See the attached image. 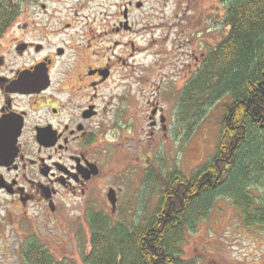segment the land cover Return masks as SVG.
I'll return each instance as SVG.
<instances>
[{"label": "rangeland", "instance_id": "1", "mask_svg": "<svg viewBox=\"0 0 264 264\" xmlns=\"http://www.w3.org/2000/svg\"><path fill=\"white\" fill-rule=\"evenodd\" d=\"M139 4H142L141 8H137ZM5 5L11 7L18 23L43 21L36 22L34 28L44 34L65 26V23L72 24L73 28L67 27L58 38L48 37V41L56 46L65 45L70 37L69 41L88 33L84 30L99 35L91 52L96 53L98 59L106 57L114 61L115 76L111 86L120 97H116L115 107L121 110L123 105L129 109V112L125 109L127 114L123 119H115L120 136L107 139L102 147L109 145L139 163V156L144 157L141 163L146 157L151 168L158 170V173L149 171L147 175V197L141 195V199L127 202L130 214L126 212L125 218L112 217V222L123 223L126 227L142 225L156 210L155 195L159 197V192L165 189L168 174L180 172L190 178L216 153L225 102L209 108L205 119L198 124H191L180 117L181 98L187 67L190 65L192 80L203 59L228 35L229 29L224 22L227 6L222 0H12L11 5ZM44 5L47 13L43 10ZM126 10L128 19L125 18ZM121 20L128 23L130 29L132 23L130 33L101 37L104 29L110 33ZM174 40L177 50L173 48ZM105 48L109 50L106 54ZM173 83L178 85L177 90ZM154 107L158 109L154 120L157 123L161 115L168 117V124L178 115L172 123L168 141L164 136L151 135L154 127L150 118L154 117L151 114ZM156 189L159 190L157 194ZM249 192L260 202L256 207H260L264 201V181ZM26 193L31 194L30 191ZM69 200L73 204L70 205L72 210L69 213L60 210L57 215L28 204L27 217L32 229L29 233L33 236L22 229L21 216L10 223L5 210H1L0 264H28L30 244L31 247L37 244L59 263L83 264L84 258L91 253L92 229L89 224L93 219L89 221L90 210L86 212L81 201L69 197L65 204ZM8 201L7 206L11 204ZM139 208H143L145 215L141 220ZM103 209L94 205V212L99 210L100 217ZM15 229H19L18 233ZM179 252L195 264H264V225L246 226L241 210L227 199L218 200L209 216L185 234Z\"/></svg>", "mask_w": 264, "mask_h": 264}, {"label": "flooded vegetation", "instance_id": "2", "mask_svg": "<svg viewBox=\"0 0 264 264\" xmlns=\"http://www.w3.org/2000/svg\"><path fill=\"white\" fill-rule=\"evenodd\" d=\"M18 22L0 19V213L5 210L10 223L21 216L27 233L32 230L28 204L52 215L60 210L69 213L73 206L70 200L65 204L69 197L90 210L89 220L101 218L99 210L94 212L95 204L104 208L103 217L125 218L126 212L130 214L127 202L147 197V175L155 169L146 157L141 163L144 157L139 156V163L109 145L102 147L107 139L120 136L115 119H123L125 109L129 112L123 105L121 110L115 107L114 61L91 52L99 36L92 31L84 30L88 33L56 46L48 37L58 38L72 24L61 23V28L44 34L34 28L41 20ZM124 23L121 20L110 33L104 29L101 37L130 33L132 23L131 29ZM176 43L172 41L174 50ZM184 79L183 88L190 82V65ZM157 111L151 110V135L167 140L178 115L169 124L161 115L157 123ZM138 210L139 219H144L143 208Z\"/></svg>", "mask_w": 264, "mask_h": 264}, {"label": "trees", "instance_id": "3", "mask_svg": "<svg viewBox=\"0 0 264 264\" xmlns=\"http://www.w3.org/2000/svg\"><path fill=\"white\" fill-rule=\"evenodd\" d=\"M222 1L228 35L184 88L180 115L198 124L225 102L215 155L190 178L172 172L142 225L91 218V253L83 264H195L179 252L184 236L222 199L243 212L246 226L264 225V201L257 208L249 192L264 181V0ZM11 2L0 0V19L14 18L5 5ZM31 246L28 264H66Z\"/></svg>", "mask_w": 264, "mask_h": 264}, {"label": "water", "instance_id": "4", "mask_svg": "<svg viewBox=\"0 0 264 264\" xmlns=\"http://www.w3.org/2000/svg\"><path fill=\"white\" fill-rule=\"evenodd\" d=\"M141 7H142V4L137 5V8H141ZM125 18L128 19V11L127 10L125 12ZM126 24H127V27H129L128 23H126Z\"/></svg>", "mask_w": 264, "mask_h": 264}]
</instances>
